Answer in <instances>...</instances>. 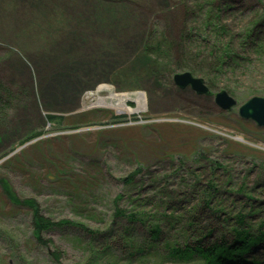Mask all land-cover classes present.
Here are the masks:
<instances>
[{
    "label": "rangeland",
    "instance_id": "374dc122",
    "mask_svg": "<svg viewBox=\"0 0 264 264\" xmlns=\"http://www.w3.org/2000/svg\"><path fill=\"white\" fill-rule=\"evenodd\" d=\"M1 96L0 180L57 227L39 244L0 189V264H170L187 236L233 242L237 217L264 231V129L238 117L264 99V0H0Z\"/></svg>",
    "mask_w": 264,
    "mask_h": 264
},
{
    "label": "trees",
    "instance_id": "16d2710c",
    "mask_svg": "<svg viewBox=\"0 0 264 264\" xmlns=\"http://www.w3.org/2000/svg\"><path fill=\"white\" fill-rule=\"evenodd\" d=\"M213 27L215 28V31L217 32V34H215L216 38L218 37L226 38L230 34L226 28H222L220 26L216 27V25H214ZM232 38H233V35L230 34V39ZM185 40L186 42L188 41L187 34H185L184 41ZM162 42H164V37H163ZM207 43H208L207 46H209L210 45L209 41ZM161 45L163 48V44L161 43V40H160L157 46H155L157 47V51H162ZM149 48L150 46L145 49L144 51L145 55H146V51H149ZM157 51H154L151 53L153 54ZM147 53L150 54V52H147ZM219 53L221 55L218 58L217 67L219 66L224 67L225 65L227 66L233 65L235 67H238L240 65L239 61L243 59V58L239 59L237 56L233 55L229 51V47L227 45H225L222 52H219ZM214 58H215V55H214ZM224 60L228 62L224 63L223 62ZM4 92L6 94V90H4ZM23 93L24 92L20 93V95H23ZM8 103L9 101L6 102V100H4L2 96L0 97V123L5 122V120L3 119L4 113L9 111L10 109V107L7 106ZM40 114H42V112H40ZM59 119L61 118L59 117L57 118L53 115H47V120L49 123L53 121L57 122ZM38 134L39 133L35 134L34 137L37 136ZM129 177H130L129 178L130 181L134 180L132 176H129ZM130 184L131 183L129 182L128 185ZM0 189L2 190L3 195H6V198L9 200L11 206H14V207L20 206V207L31 210V215L33 216L32 223L34 227H37L38 232H36V235L38 237L39 244L46 246V242H43L40 240V236H41L40 233L44 229L49 228L50 226L51 228H55L57 226H54L50 222V220H46L44 216L40 215V209L38 208L34 200L27 199V200L20 201L17 198V196L11 193L8 184L2 180H0ZM119 197H121L120 200L123 199V196H119ZM119 197L115 198V200H117ZM137 202L138 201H133L135 207H137L135 205ZM138 206H142V205H138ZM116 211L119 212V214L116 215V217L119 219H129V220L137 219L136 217H129V216L124 215V212L121 209L116 210ZM236 221L239 226L236 227L235 224L231 225V228L233 229L232 231L233 242L231 243L226 242V240H224V236L216 237L215 239H213L212 237H210L213 232L208 233L205 236H201L197 238H194V236H191L192 237L191 239L190 237L187 236V238L184 241V245L182 249H179L178 246L172 247L170 249V264H264V261H261L260 263H257L256 261H252V258L256 256L252 254V250L254 251V249L257 248L256 246L264 239V231H261L259 234L250 233L246 229V227L242 225L244 223L241 217H237ZM156 225L157 226L155 228L150 229L152 236H155V237L160 234L159 230L161 228V224H156ZM190 240H192V242H189ZM55 257H56L55 259L58 261L60 255H55Z\"/></svg>",
    "mask_w": 264,
    "mask_h": 264
},
{
    "label": "water",
    "instance_id": "95a60500",
    "mask_svg": "<svg viewBox=\"0 0 264 264\" xmlns=\"http://www.w3.org/2000/svg\"><path fill=\"white\" fill-rule=\"evenodd\" d=\"M187 85H191V88L197 93L205 92V89L201 87V80H192L188 74L176 77L175 86L181 89H185ZM216 105L223 110H229L234 105L232 98L227 97L226 93L221 92L216 97ZM238 116L240 119L251 121L254 125L264 129V99L260 97H253L240 107Z\"/></svg>",
    "mask_w": 264,
    "mask_h": 264
},
{
    "label": "flooded vegetation",
    "instance_id": "af4514ba",
    "mask_svg": "<svg viewBox=\"0 0 264 264\" xmlns=\"http://www.w3.org/2000/svg\"><path fill=\"white\" fill-rule=\"evenodd\" d=\"M186 90H190V92H193L196 96H197V98L199 99L200 97L202 98L203 96L204 97H207V96H209V95H211L210 93H207V96L206 95H197V92L195 91V90H193L192 88H190V89H187V88H185ZM181 90H184V89H181ZM228 95V94H227ZM229 96V95H228ZM207 98H209V99H211V97H207ZM212 105L216 108V109H218V110H220V111H225V110H222V108L220 109L217 105H216V98L215 97H212ZM230 111V110H229ZM239 117V116H238Z\"/></svg>",
    "mask_w": 264,
    "mask_h": 264
},
{
    "label": "bare ground",
    "instance_id": "6f19581e",
    "mask_svg": "<svg viewBox=\"0 0 264 264\" xmlns=\"http://www.w3.org/2000/svg\"><path fill=\"white\" fill-rule=\"evenodd\" d=\"M114 97V96H113ZM138 106H137V109H135V111H139V110H142L143 106H144V97L142 94H139L135 99H134ZM118 102V101H117ZM120 102H118L119 104ZM119 107V105H118Z\"/></svg>",
    "mask_w": 264,
    "mask_h": 264
}]
</instances>
